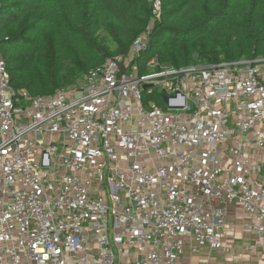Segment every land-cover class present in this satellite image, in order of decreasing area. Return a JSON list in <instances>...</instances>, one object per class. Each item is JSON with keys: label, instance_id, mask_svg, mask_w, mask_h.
<instances>
[{"label": "built area", "instance_id": "obj_1", "mask_svg": "<svg viewBox=\"0 0 264 264\" xmlns=\"http://www.w3.org/2000/svg\"><path fill=\"white\" fill-rule=\"evenodd\" d=\"M146 44L33 97L0 40V264H178L226 247L229 204L264 258V59L132 63Z\"/></svg>", "mask_w": 264, "mask_h": 264}, {"label": "trees", "instance_id": "obj_2", "mask_svg": "<svg viewBox=\"0 0 264 264\" xmlns=\"http://www.w3.org/2000/svg\"><path fill=\"white\" fill-rule=\"evenodd\" d=\"M143 36L146 47L132 62L143 67L155 56L175 68L264 57V0H0L11 86L33 97L128 58Z\"/></svg>", "mask_w": 264, "mask_h": 264}, {"label": "crops", "instance_id": "obj_3", "mask_svg": "<svg viewBox=\"0 0 264 264\" xmlns=\"http://www.w3.org/2000/svg\"><path fill=\"white\" fill-rule=\"evenodd\" d=\"M219 209L227 221L226 230L232 231L225 236L226 247L220 250L203 249L197 254L186 249L178 264H264L261 254L248 251V239L241 231L242 222L248 218L244 210L235 204Z\"/></svg>", "mask_w": 264, "mask_h": 264}, {"label": "rangeland", "instance_id": "obj_4", "mask_svg": "<svg viewBox=\"0 0 264 264\" xmlns=\"http://www.w3.org/2000/svg\"><path fill=\"white\" fill-rule=\"evenodd\" d=\"M259 59H264V57H260ZM82 83H83L82 79H78V81L76 82V85L70 86L69 88H65L63 90L72 92L73 94H75V91L81 87Z\"/></svg>", "mask_w": 264, "mask_h": 264}]
</instances>
